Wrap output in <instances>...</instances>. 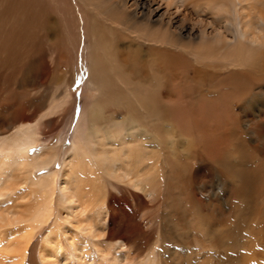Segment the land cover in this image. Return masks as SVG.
Instances as JSON below:
<instances>
[{
	"label": "rangeland",
	"instance_id": "obj_1",
	"mask_svg": "<svg viewBox=\"0 0 264 264\" xmlns=\"http://www.w3.org/2000/svg\"><path fill=\"white\" fill-rule=\"evenodd\" d=\"M114 2L91 0L90 4V0H37L36 8L33 9V4L27 11L37 12L39 19L36 25L30 23L28 17L23 31L13 30L14 26L8 29L10 22L2 24L1 33L8 34L9 41L6 42L5 55L0 51V59L5 57L8 66L11 59L19 58L22 73L16 85L5 86L7 90L4 92L9 91L20 103H13L0 117V138L8 135L12 126L40 125L39 135L43 142L31 146L28 153L29 157L34 158L46 150L57 152L52 164L35 173V177H53L59 174L64 152L71 145L75 126L83 111L84 122L91 135L89 143L85 141L87 153L91 157H94V147H101L100 158L104 159L108 153L114 154L115 150L110 152L106 148L116 144L122 135L125 139L128 137L137 141L130 142V145L136 144L138 148H134L133 156L144 153L149 158L156 157L159 149L150 150V136L153 137L151 130L169 131L168 134L161 132L166 145L157 159H165L166 165L171 164L172 170L186 168L184 173L189 177L201 166L202 159L206 161L201 166V175L195 177L196 183L188 185L191 183L188 180L184 184L186 186L181 187L189 188L195 196L187 202L184 195L179 196L178 201L171 197L179 202V207L166 201L162 212H159L163 214L167 232L185 239L190 243L189 246L176 245L161 238L157 226L150 231L147 221L141 216H149L153 204L126 180L115 182L108 175L107 167L100 164L102 184L96 208L105 209L108 231L104 244L87 240L90 255L97 262L94 245H99L108 255L114 250L112 245L123 242L129 246L128 264H150V260H154L155 264H264V103H261L262 110H256L259 104L253 105V100L242 113L233 105L224 108V103H229L236 93L231 72L237 73L240 78H249L248 86L243 88L240 85L242 92L253 89V93L260 90L264 93V54L257 55L261 57L254 68L226 69L222 62L227 64L228 61L222 57L219 60L205 59L166 46L162 33L156 28L150 29V44L146 42L149 46L137 39L131 41L130 34L120 30L113 31L120 41L113 36L112 42L119 44L121 58L118 61L104 58L101 67L106 73L102 75L103 69H100L99 74L95 70V58L101 53L102 47L108 48L109 43L102 44L97 36L95 39L90 37L85 26L89 22L100 28H114L115 24L109 22H115L120 13L112 9L111 3ZM27 5L29 7L28 2ZM157 6H160L159 17L164 14L165 6L158 3L154 9ZM190 29L191 25H185L182 33L187 34ZM14 31L23 34V44L8 48L12 46V41L17 40ZM94 34L97 35L98 30L95 29ZM130 41L135 46L130 47ZM129 51L140 54L138 57H129L139 68L137 74H131L123 67L122 63L127 61ZM150 98L154 101H150ZM261 99L262 95L255 100ZM213 106L218 109L217 112L224 113L223 124L218 127L215 120L211 119L207 125L218 132L234 131L226 142L217 140L220 146H226L223 159H215L203 152L198 138L182 133L173 121L160 122L161 116L167 111L174 116V110L189 113L199 121L207 108ZM89 112H94L93 119ZM8 120L12 122L10 125ZM170 138H176L177 141L169 142ZM89 162L91 158L87 155L85 167ZM166 185L171 192H177L176 182L167 181ZM161 192H164L163 188L160 196ZM204 193L213 200L219 220V224L212 226L211 230L228 232L220 235L217 247L211 246L215 236L209 241L202 221L196 217L198 204L194 200L200 203L205 201ZM51 205L54 209H51L45 229L38 231L32 238L23 264H40L42 242L51 229L59 230L64 225L73 231V222L65 210L66 203L55 199ZM223 206L227 209L224 210ZM171 207L173 211L167 213ZM220 209L225 216H221ZM174 212L177 215H173ZM59 234L60 244L71 253L70 242L61 231ZM139 234L145 236L147 242L142 249H134L128 238ZM46 256L53 255L47 252Z\"/></svg>",
	"mask_w": 264,
	"mask_h": 264
},
{
	"label": "bare ground",
	"instance_id": "obj_2",
	"mask_svg": "<svg viewBox=\"0 0 264 264\" xmlns=\"http://www.w3.org/2000/svg\"><path fill=\"white\" fill-rule=\"evenodd\" d=\"M36 2L37 0H0V43H2L0 51L2 55H5L6 46H8L6 42L9 41V35H2L1 33L3 31L2 24L10 22L8 29L14 26L13 30L23 31L28 17L30 23L36 25L39 19L37 18V12H30L29 10V13H27L28 8H31L30 5L34 4L33 9L36 8ZM158 3L165 6L164 14L159 17L157 14L160 6L154 9V5ZM111 5H113L112 9L120 12L116 16L115 22H109L115 24L114 28L111 26L106 28L101 26L100 28L98 25L89 22L85 26L90 37L95 39L97 36L102 44L109 43L108 48L102 47L101 53L95 58V70L99 74H101L99 70L103 69L101 65H104V58L114 61L121 58L118 49L119 44L112 42L113 36L117 39L113 31L120 30L122 33L130 34L132 40H129L135 41L137 39L142 44L149 46L150 29L156 28L157 31L162 33L166 46L205 59L209 57L219 60V57H222L228 61L227 64L222 62L226 69L254 68L261 57L257 55L264 54V0H115ZM252 13H254L253 16ZM115 14L117 13L115 12ZM166 15H168V18L165 19ZM105 22L107 23V21ZM185 25H191V29L184 35L182 31ZM95 29L98 30L97 35L94 34ZM13 35L14 37L17 36V40L12 41V46L8 48H14L15 44L20 46L23 44L22 33L14 31ZM107 38L108 41H106ZM131 41L129 42L130 47L134 45L131 44ZM184 42L186 43L184 44ZM132 52L129 51L127 61L122 64L125 70H129L131 74H137L139 68L133 61L129 60V57H138L139 53ZM148 52L150 53V48ZM262 57L264 58V55ZM20 64L21 60L19 58L17 60L11 59L8 66L5 57L0 59V88H3L0 89V117L4 115L6 109L9 110L13 103H20L18 98L9 91L4 92L5 89L7 90L5 86L15 84L20 79L22 73ZM136 64L139 66L138 61ZM12 72L14 73L11 75ZM102 72V75L106 73L105 69ZM231 74L233 84L236 85V93L230 98L229 103H224V108L233 105L242 113L246 106L254 100L253 105L259 104V107L255 109L262 110L261 103H264L263 91L253 93L252 89L242 92L240 85L243 88L248 86L250 84L249 78H240L235 72H231ZM261 95V100H255ZM67 96L69 97V93ZM150 101H154V99L150 98ZM17 106L19 107V105ZM214 106L211 109L207 108L205 113L201 112L203 113L202 119L199 121L184 111L171 110L176 114L172 116L167 111L161 116L160 122L173 121L175 127L180 129L182 133L186 135L189 133V136L192 134V136L198 138V142L202 143L203 152H207L209 156L215 159H223V149L226 146H220L217 140L220 139L222 142H226L229 134L233 135L234 131L218 132L217 129L207 125V121L211 119L215 120L218 127L223 124L222 116L224 113L217 112L218 109ZM84 112L81 113L75 126L71 145L64 152L65 154L61 160L62 166L57 176L35 177L36 172L44 170L54 162L57 153L46 150L34 156V158L29 157L30 147L43 142L39 135L40 125L12 126L9 129V134L2 135V138H0V264L24 263L25 254L32 238L38 231L45 229L51 209H54L51 203L55 199L66 203L67 217L71 218L74 228L73 231H70L64 225H61L59 230H49L50 232L42 242L41 255L39 254L40 264H128L127 252L129 246L126 243L117 242L112 245L114 250L108 255H105L99 245H94L97 250V262L90 255L87 247L88 239L95 240L99 244H104L107 240L108 218L106 211L103 207L96 208L100 196L99 189L102 184L100 164L107 167L108 175L115 182L122 183L126 180L153 204L154 208L150 209V215L142 214L141 216V219L147 221L150 231H153L157 226L161 238L176 245L189 246L190 243L185 239L182 240L178 235L167 232L163 214L159 212H162L161 209L165 206L166 201L178 206L179 202H175L171 197L178 201V197L184 195L187 202L189 198L195 196L189 188L181 189V187L186 186L184 184L188 180H191L188 185L196 183L195 177L201 175V166L206 161L200 157L202 159L201 166L197 168L196 172H192L190 177L185 175L184 172L187 169L184 167L172 170L171 164L166 165L165 159H157L166 145V139H162L161 132L168 134L169 131L159 132L155 130L154 132L151 130L153 137L150 136L152 138L150 139V150L159 149L156 157L150 156L149 158L144 153H139L137 157L133 156L132 153L137 145H130V142L137 141L128 137L125 139L123 135L119 136L116 144L109 145L106 148L110 152L115 150L114 154L108 153L104 159L103 157L100 158L101 147H94V157H91L86 148L91 135L84 122ZM89 113L93 119L95 117L94 112ZM245 118L249 123L248 117L245 116ZM205 119L206 121H204ZM238 119H240V115ZM8 123L10 125L12 122ZM168 140L169 142L177 141L176 138ZM121 151L123 153L120 157ZM86 154L91 158V162L85 167ZM124 154L127 155L126 158H124ZM167 181L176 182L177 192L173 193L167 188ZM162 188L164 192H161L162 196H160ZM244 188L246 190V183ZM246 196L248 197V195ZM208 198L209 195L206 194V200L202 203L194 200L195 204H198V215L195 216L202 221L209 241L215 236L211 246L217 247L220 235L228 234V232L227 230L224 233L211 230L212 226L219 224V220H217L218 216L214 202ZM157 204L160 207L155 208ZM223 209L226 210L227 207L223 206ZM171 211H173L172 207L168 208L167 213ZM220 212L222 217L225 216L222 209H220ZM173 215H177V212H174ZM195 227L198 229V225ZM59 231L70 242L71 253L60 244ZM128 240L134 249H142L147 242L145 236L140 234L137 236L132 235ZM47 252H50L53 256H46ZM150 264H155L154 260H150Z\"/></svg>",
	"mask_w": 264,
	"mask_h": 264
}]
</instances>
